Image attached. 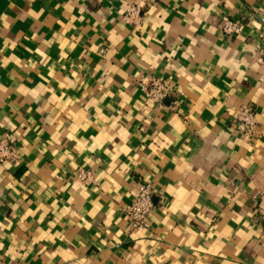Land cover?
<instances>
[{
  "label": "crops",
  "instance_id": "1",
  "mask_svg": "<svg viewBox=\"0 0 264 264\" xmlns=\"http://www.w3.org/2000/svg\"><path fill=\"white\" fill-rule=\"evenodd\" d=\"M129 5L0 0V139L19 143L0 164V264H264V0H158L137 27ZM151 77L176 111L145 102ZM141 184L155 196L134 232L122 210Z\"/></svg>",
  "mask_w": 264,
  "mask_h": 264
},
{
  "label": "built area",
  "instance_id": "2",
  "mask_svg": "<svg viewBox=\"0 0 264 264\" xmlns=\"http://www.w3.org/2000/svg\"><path fill=\"white\" fill-rule=\"evenodd\" d=\"M158 0H130V5L125 10L122 21L127 26H140L146 17L147 9L156 5ZM241 23L237 21H226L222 26L221 33L226 37L239 35ZM262 40L258 50L259 66L264 68V28L261 29ZM137 90L142 94L148 104L161 106L166 99H172L170 111L174 112L179 107L180 96L174 92L172 84L163 78L151 77L136 82ZM233 127L245 129L244 135L248 138L256 127L254 114L247 106H241L233 111L231 122ZM18 139L11 134H5L0 139V164L16 163L18 161ZM77 182L82 186L94 185L93 174L90 171L78 170ZM155 192L149 184H141L130 203L122 210V217L130 231L144 232L149 230L148 219L153 209L152 198ZM253 212L255 217L264 223V193L257 194L254 198ZM164 196L159 197V205L166 204Z\"/></svg>",
  "mask_w": 264,
  "mask_h": 264
}]
</instances>
